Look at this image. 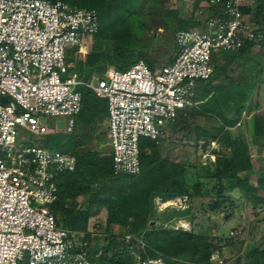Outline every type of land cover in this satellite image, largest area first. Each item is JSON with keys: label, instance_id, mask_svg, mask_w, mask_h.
<instances>
[{"label": "built area", "instance_id": "obj_1", "mask_svg": "<svg viewBox=\"0 0 264 264\" xmlns=\"http://www.w3.org/2000/svg\"><path fill=\"white\" fill-rule=\"evenodd\" d=\"M183 1L198 3L202 28L176 30L173 51L159 65L109 66L86 80L68 58L98 31L95 9L62 0H0V264H98L90 258L88 230L62 227L51 211L75 155L24 142L19 128L44 136L49 127L39 116L46 115L64 120L65 129L55 124V133L71 132L81 111L79 87H86L106 100L113 173L137 174L140 138L162 139L178 113L196 104L198 84L213 75V56L263 38L242 12L252 0ZM121 239L134 264H167L139 255L133 240L140 241L130 234Z\"/></svg>", "mask_w": 264, "mask_h": 264}, {"label": "trees", "instance_id": "obj_2", "mask_svg": "<svg viewBox=\"0 0 264 264\" xmlns=\"http://www.w3.org/2000/svg\"><path fill=\"white\" fill-rule=\"evenodd\" d=\"M62 1L78 7L95 9L99 17V27L94 38L111 42L112 48L109 53L85 54L84 58L79 57L75 61L68 58L69 68L76 70L81 78L87 80L94 72L101 75L109 66L124 71L139 60H143L150 68H153L158 61L149 58L142 51L136 54L132 52L133 38L129 22L132 17L139 14L140 0ZM256 1L257 4L253 10L251 5L242 8L245 14L253 13L255 24L260 17L264 19V0ZM168 2L171 3V0H148L146 13L161 20L162 27L167 31L175 28L172 30L173 36L176 30L202 28L198 17L181 18L177 7H170ZM197 5L198 3L194 4L195 8ZM256 25L259 27L258 23ZM259 28L262 30L261 27ZM262 32L263 38L258 43L264 47V30ZM172 40L174 47V39ZM254 45L256 44L246 42L236 51L214 55L213 75L208 82L198 84L195 101L209 97L204 103H199L201 104L199 108L197 104L180 111L168 128L180 125L181 121L188 120L189 116L200 115V108L213 113L221 124H218V128L215 127L211 133L203 132L200 138L205 141L204 144L207 143V138L217 141L224 152L220 159L217 158L210 163L208 168L203 167L198 175L212 179L218 184L222 179H226L232 182L240 194L255 207H264V173L253 183L246 176L238 175L250 168V160L246 145L230 130L236 125L253 84L250 82L245 87L236 86L231 82L227 86H211L215 74H223L237 55L246 53ZM224 54L226 56L224 64H217L216 58ZM218 88H222V91L227 88V91L231 93L236 91L238 97L230 98L229 92L219 91ZM79 90L82 95L81 111L75 117L72 131L60 134L49 133L41 143L45 147L69 152L76 157L74 170L61 174L58 181L59 199L51 204V211L62 227L86 231L88 219L93 213L92 209L95 207L98 210L104 206L107 210L106 223L109 226L126 225L129 227L131 236L142 235L147 243V236L161 226V223L148 220L153 205L152 198L159 195L172 200L171 198L177 199V196L196 194L201 188L200 184L188 182L187 168L183 162L170 161L154 155L156 141L146 137H141L139 140V173L115 175L109 139H105L108 131L106 100L97 97L86 87H79ZM254 95L256 96L255 93ZM255 101L254 99L252 104ZM229 112H233L234 117L228 118ZM252 118L254 135L263 134L261 117L254 115ZM76 195L85 197V208L66 205L65 200ZM187 214L185 216H188ZM160 232L161 242L152 243L151 241L150 246L141 254L143 257H161L167 264H210L209 259L215 250V244L205 235L173 231L171 228H164ZM105 240L102 246L90 244V258L98 264H133L132 257L122 239L117 240L112 236ZM98 251H101L100 256H97ZM249 253L253 261L248 264H264V250H258L256 247ZM229 264H241V258L236 257Z\"/></svg>", "mask_w": 264, "mask_h": 264}, {"label": "rangeland", "instance_id": "obj_3", "mask_svg": "<svg viewBox=\"0 0 264 264\" xmlns=\"http://www.w3.org/2000/svg\"><path fill=\"white\" fill-rule=\"evenodd\" d=\"M147 4L148 0H140V12L132 17L129 22V29L133 38L132 52L136 54L142 51L149 58L159 60L162 56L172 51V30L175 28L170 31L163 28L161 20L146 13ZM256 4L257 1L252 0L251 10L254 9ZM169 6H176L178 15L181 18L187 19L195 16V6L183 0H171ZM250 19L252 22L255 21L252 12L250 13ZM257 23L264 30V19L262 17L257 19ZM83 46L84 48H81L80 52L71 55L70 58L73 61L79 57L84 58L85 54L109 53L112 48L109 40L96 39L94 36L88 39ZM225 60L226 56L224 54L216 58V63L223 65ZM228 79L230 80L228 81ZM231 82L236 86L242 85L245 87L250 82L253 84L249 98L238 116L236 125L230 129L246 145L250 160V168L238 173V175L241 177L246 176L253 183L264 173V47L260 43L254 45L246 53L237 55L223 74H215L211 86H227ZM218 89L222 91V88ZM225 89L222 92L228 93L227 88ZM228 95L234 99L238 97L236 91L234 93L229 92ZM207 98L200 100L201 102L199 103H204ZM254 99L256 101L252 104ZM230 103L233 105L232 101ZM197 106L199 108L201 104ZM199 110L201 112L200 115L189 116L188 120L183 119L180 125L167 128V134L155 142L156 148L155 154H153L170 161L183 162L187 168L188 182L190 184L198 182L201 188L196 194L180 196L183 202L186 199L187 209L178 208L175 204L160 207L158 203H163L168 199L159 195L154 196L148 220L149 222L161 223V226H158L153 230V233L147 236V243L142 235H133L140 241L136 242L133 240V243L137 245L136 251L141 255L144 249L150 246L151 241L152 243L161 242L160 230L164 228H171L173 231L180 230L186 233L202 234L215 244V250L209 259L210 264H216L214 262H217L224 255L227 256L225 260H228L227 264H229L231 260H234V245L239 246L238 243L234 242V235L230 234V232L235 231V236L237 238L240 237L241 247L244 244L247 245L241 264H248L253 261L249 255L253 248L258 247V250H264V207H255L240 194L232 182L226 179H222L220 184H218L212 179H206L198 175L203 167H207L217 158L220 159L224 152L221 144L217 141H211L207 138V143L204 144L205 141L200 138L203 132L211 133L215 127L218 128L217 125L221 124V121L209 110L206 111L203 108ZM254 115L261 117L263 125V134L261 135H254L253 133L252 117ZM227 117H234V113L229 112ZM39 119L49 127V133H55L53 130L55 124L56 130L65 129L62 118L40 115ZM103 129L105 130V124ZM19 132L22 141L39 144L43 143L47 135L31 137L22 128H19ZM56 134H60V132ZM105 139L108 140L107 135ZM218 151L219 153H217ZM222 187L224 188L221 189ZM65 202L67 206L81 208L86 206L83 195H76L73 198L66 199ZM175 202L179 205L181 204L179 198ZM92 212L86 228L90 234V243L92 245L102 246L106 238L114 236L117 240H120L124 235L130 234L128 231L129 227L126 225L116 227L109 226L106 223V207L101 206L98 210L94 207ZM186 214L190 217L185 216ZM178 219L190 221V228H182L183 226L180 225H185L186 221ZM261 236H263V239L260 245ZM225 245L227 248L225 249V254L223 253L222 255V247ZM100 255L101 251H98L97 256Z\"/></svg>", "mask_w": 264, "mask_h": 264}, {"label": "crops", "instance_id": "obj_4", "mask_svg": "<svg viewBox=\"0 0 264 264\" xmlns=\"http://www.w3.org/2000/svg\"><path fill=\"white\" fill-rule=\"evenodd\" d=\"M174 48V47H173ZM172 51H173V49H172ZM171 51V52H172ZM171 52L170 53H168V54H166L165 56H162L161 57V59H159L157 62H155V64L154 65H159L160 64V62H162L163 60H164V58H166L167 57V55H170L171 54ZM199 102H201L200 100L199 101H196V104H195V106L199 103ZM106 121H107V119H106ZM108 124V123H107ZM108 126V125H107ZM107 130H108V127H107ZM108 132V131H107ZM60 133H63V132H60ZM179 199H180V201H181V204L179 205V204H177V202H175L173 199L172 200H167V201H164L163 203H158L159 205H160V207L161 206H167V205H171V204H175L176 206H178V208H181V209H187V202H183L182 200H181V197L180 196H177ZM157 199H159V198H157ZM167 202H168V204H167ZM264 210V209H263ZM178 220H184V221H186V227H188V228H190V221H188V220H185V219H178ZM177 221V220H176ZM175 221V222H176ZM181 224V223H180ZM241 240H240V237H236V239H234V242H236V243H238V245L239 246H237V245H234V258H236V257H239V258H241L242 259V256L245 254V252H246V249H247V245L246 244H244L243 245V247H241V242H240ZM227 248V246L225 245L224 247H222V252H221V254L223 255V253L225 254V249ZM220 258H227V256H222V257H220ZM230 259H232V258H230ZM228 261V260H227ZM242 261V260H241Z\"/></svg>", "mask_w": 264, "mask_h": 264}, {"label": "bare ground", "instance_id": "obj_5", "mask_svg": "<svg viewBox=\"0 0 264 264\" xmlns=\"http://www.w3.org/2000/svg\"><path fill=\"white\" fill-rule=\"evenodd\" d=\"M82 47H83V46H82ZM82 47H81V48H82ZM172 199L176 200V198H172ZM167 204H168V202H167ZM165 206H166V205H165ZM179 223H180V222H179ZM178 225H179V224H178ZM180 226H183V227H184L185 225H180Z\"/></svg>", "mask_w": 264, "mask_h": 264}, {"label": "water", "instance_id": "obj_6", "mask_svg": "<svg viewBox=\"0 0 264 264\" xmlns=\"http://www.w3.org/2000/svg\"><path fill=\"white\" fill-rule=\"evenodd\" d=\"M263 229H264V227H263ZM262 239H263V236H261V237H260V245H261V243H262V242H261V241H262Z\"/></svg>", "mask_w": 264, "mask_h": 264}]
</instances>
